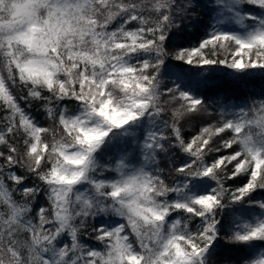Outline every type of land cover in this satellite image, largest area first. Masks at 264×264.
Listing matches in <instances>:
<instances>
[{"label":"snow or ice","instance_id":"obj_1","mask_svg":"<svg viewBox=\"0 0 264 264\" xmlns=\"http://www.w3.org/2000/svg\"><path fill=\"white\" fill-rule=\"evenodd\" d=\"M245 5L258 6L260 14L245 12ZM197 6L194 0L179 6L176 0H0V72L7 73L0 75V104L8 112L0 130L6 146L0 176L7 170L24 197L18 203L0 181L6 207L0 264H214L222 238L246 246L240 264H264V198L252 196L264 190V99L258 108L255 102L220 106L223 118L190 141L177 126L208 112V89H217L213 103L220 101L222 85L212 66L222 65L236 84L264 75V0H214L206 38L179 46L173 29ZM114 20L118 26L110 29ZM132 22L136 26L128 28ZM209 46L232 58L207 56ZM169 57L180 63L169 64ZM10 85L27 89L20 99L29 105L40 101L53 126H41L26 112ZM162 95L180 102L171 123L162 119ZM225 132L231 135L221 137L222 146L233 151L206 163L208 152L221 150L209 147L212 137ZM17 136L22 148L10 139ZM177 149L182 162L170 169L177 180L166 184L158 153L176 155ZM17 168L40 184L28 186ZM105 170L117 175L99 179ZM241 174L245 183L225 187ZM41 193L51 211L39 207L34 223L26 217ZM109 215L126 222L86 224L88 217ZM76 217L79 225L72 223ZM194 218L200 220L195 232L189 228ZM84 227L103 251L78 242ZM21 230L29 234L24 240ZM65 232L71 245L60 242Z\"/></svg>","mask_w":264,"mask_h":264},{"label":"trees","instance_id":"obj_2","mask_svg":"<svg viewBox=\"0 0 264 264\" xmlns=\"http://www.w3.org/2000/svg\"><path fill=\"white\" fill-rule=\"evenodd\" d=\"M186 0H176V5L179 6L183 3H185ZM194 3L199 5L195 7V15L190 16L187 20H185L184 25H182L178 29H173L174 32H176L172 36V40L179 46L183 47H189L198 45V43L206 38L208 32L210 31L208 24H209V16L212 13L211 5L214 3V0H194ZM245 12H253L256 14H260V9L258 6H251V5H245L244 6ZM145 15H148L147 12H145ZM246 23H251L250 21H247ZM118 26V20L112 21V23L109 25V28H113ZM136 26L135 22H132L127 27L132 28ZM233 31H241L238 25L233 24L232 26ZM234 47V46H233ZM205 54L213 59L223 60L225 58H228L229 60L232 58V53L230 51H226L223 49H220L219 46L213 50L211 46L206 48ZM169 59V64L175 65L179 64V61ZM184 67H189L188 65H184ZM213 72L212 75L214 77V80L216 83H219L222 85V89L220 90L221 93V99L217 103H213V101L216 100L215 93L217 89H208L204 92L205 99L207 100L208 97H212L211 100H208V103L210 105L208 112L202 116L196 117V118H190V117H184L183 119H180L177 123V126L180 128V132L182 137L185 139V141H190L192 137L199 134L200 130L207 126L208 124H215L218 120L222 119L221 113L219 111V107L222 105H229V104H244L247 103L249 105H252L253 102L256 103V107H259V100L264 99V75L261 74H255L248 78L247 83H233L231 81V78L229 76H226V73L228 70L224 68L222 65H216L212 66ZM0 75L6 76V71L0 72ZM163 83H168L167 79ZM10 90L13 92V94L16 96L18 103L22 108L25 109L26 112H28L32 117L36 119V121L43 127H51L53 126V121L49 118L47 112L44 110V107L40 101H32L31 104L23 99H20L21 96H24L27 94V89L21 90L20 87H15L10 85ZM161 91H163V84ZM45 95H48L47 92L44 93ZM226 97V99L224 98ZM161 106L163 107L164 111L162 113V119L168 120L170 123L173 120V112L176 108L179 107L180 102L179 101H172L169 99L168 95H162L161 96ZM58 111V110H57ZM8 115L7 110L4 108L2 104H0V130H2L5 125L6 121L4 117ZM254 131H259V129H254ZM167 133L169 137H172L171 128L167 129ZM231 135L230 132H225L220 134L219 136H213L209 147L214 148H220V152L212 151L208 152L207 156L205 157V162L210 163L214 158L221 155L230 154L233 149H224L221 142V137L229 138ZM14 139L16 145L18 148H22V141L20 137L11 138ZM47 139L49 142H51L52 137L51 134L47 136ZM59 139V137H57ZM233 148L238 150V145H233ZM0 151H6V146L3 144H0ZM172 151V150H170ZM207 151V149H206ZM176 155H168L165 153H158V164L161 171V176L164 178L166 184H172L175 180H177V173L175 171H170L174 167V165H179L182 160L181 157L183 156V153H180L179 150H175ZM100 160L102 163L107 161L106 157H100ZM3 161L0 160V163ZM235 163V162H233ZM229 169L232 167V165L228 166ZM18 173L25 174L28 179L26 180V183L28 186L38 185L40 182L36 180L35 176H33L31 173H28L23 168H17L15 169ZM117 173L111 170H105L102 175H99V179H111L115 177ZM247 180V177L244 174H241L235 178V180H226L225 181V187H228L230 189H234L243 183H245ZM0 181L3 182L5 187H7L12 194V197L14 200H16L18 203L23 202L24 197L19 193L18 191H15L18 186L14 185L10 180L7 179V170H5L4 175L0 176ZM214 184V182H212ZM174 196V194H171ZM252 196L256 197L257 200L264 198V190L257 189L256 192L252 193ZM45 207L49 210V213L51 211L49 202L47 201L46 197L43 193H41L39 196L36 197L35 200L31 202L29 205L31 211L27 214V217L32 218L34 223H38V216H37V209L39 207ZM225 213H227L229 210L225 209ZM256 211H259L257 208ZM6 212V207L3 204H0V215L4 214ZM187 214L184 213H174L173 218H176L177 216H185ZM80 217L74 218L72 223L74 225H79L80 223ZM228 221L232 219L231 216L226 217ZM102 222H107L109 224L120 222L125 223L126 221L123 220V218L116 217L113 215L109 216H101V217H88L86 220V224L97 226ZM200 224L199 218H194L191 221H189V228L193 232H195ZM46 228H50L51 225H45ZM130 231V229H129ZM28 233H25L21 230L19 233V239L24 240L28 237ZM95 233L91 231V228L84 227L79 228L77 232V239L78 242L84 246L85 248L90 246L92 248L98 249L103 251L104 245L94 238ZM61 243H67L71 245V237L70 235L65 232L62 234V236L59 238ZM130 239H135L134 236H130ZM217 247V255L214 256L213 262L214 264H221L222 261H231V264H240V262L248 256V252L246 250V246L244 245H233L227 242L226 238L220 239Z\"/></svg>","mask_w":264,"mask_h":264}]
</instances>
